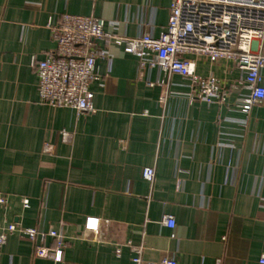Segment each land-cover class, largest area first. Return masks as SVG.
<instances>
[{
	"label": "crops",
	"instance_id": "0c3cea01",
	"mask_svg": "<svg viewBox=\"0 0 264 264\" xmlns=\"http://www.w3.org/2000/svg\"><path fill=\"white\" fill-rule=\"evenodd\" d=\"M171 4L0 0V219L37 230L36 244L51 250L59 240L51 231L63 241L56 261L9 234L0 264H134L131 245L146 264H261L264 101L240 110L248 92L235 87L244 74L233 62L196 58L198 74L217 77L227 94L208 104L188 78L141 68L123 47L101 41L109 58L97 60L90 87L96 111L40 102L32 61L55 53L49 24L65 13L94 16L113 35L157 38ZM262 77L264 86V69ZM88 217L103 221L99 233L85 228Z\"/></svg>",
	"mask_w": 264,
	"mask_h": 264
},
{
	"label": "built area",
	"instance_id": "2783aa9c",
	"mask_svg": "<svg viewBox=\"0 0 264 264\" xmlns=\"http://www.w3.org/2000/svg\"><path fill=\"white\" fill-rule=\"evenodd\" d=\"M48 27L56 43L55 53L46 60L32 61L41 104L72 108L78 114L96 111L90 87L99 80L97 60L109 58L107 50L100 46L101 41L123 47L126 53L138 58L141 68L158 67L167 75L188 78L197 90L198 99L208 104L225 100L227 94L217 77L198 74L196 58L211 63L231 61L244 74L235 87L248 92L238 99L240 110L249 113L253 106L264 101V53L257 52L258 43L264 42V0H172L167 29L157 38L149 33L137 38L113 35L106 32L103 19L69 13ZM143 175L150 182L155 179L152 168L144 169ZM0 204L6 206L7 198L1 197ZM28 204L25 200L24 205ZM164 223L175 227L172 216H166ZM102 225L103 221L97 217L85 221V228L95 234ZM16 232L35 243L37 257L61 259L63 241L56 232L51 231L50 235L59 239L58 247L51 250L36 244L37 230L1 219L0 247L9 234ZM131 248L135 253L133 263L146 264L141 257L142 249L133 245ZM260 263L264 264V255ZM161 264L177 263L164 259Z\"/></svg>",
	"mask_w": 264,
	"mask_h": 264
}]
</instances>
